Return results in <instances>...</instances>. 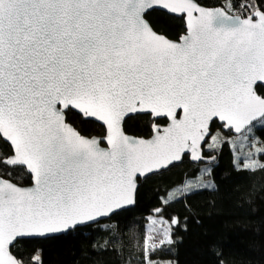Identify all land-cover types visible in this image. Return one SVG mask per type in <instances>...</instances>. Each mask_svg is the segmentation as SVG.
Wrapping results in <instances>:
<instances>
[{"label":"snow or ice","instance_id":"obj_1","mask_svg":"<svg viewBox=\"0 0 264 264\" xmlns=\"http://www.w3.org/2000/svg\"><path fill=\"white\" fill-rule=\"evenodd\" d=\"M232 7V0L218 8L197 0H0V144L8 146L0 156V264H23L11 251L18 240L118 217L135 204L141 178L185 156L204 161L213 122L236 133L251 132L253 122L264 127L257 88L264 10ZM150 10L182 20L183 33L170 39L154 31ZM71 110L99 122L106 147L66 121ZM136 114L153 118L150 138L125 134L126 118ZM211 140L208 148H218L219 135ZM243 169L264 164L248 159ZM13 173L28 186L14 183ZM209 173L186 178L163 203L215 187L202 178ZM178 224L148 217L143 264H155L151 254L174 242Z\"/></svg>","mask_w":264,"mask_h":264},{"label":"trees","instance_id":"obj_2","mask_svg":"<svg viewBox=\"0 0 264 264\" xmlns=\"http://www.w3.org/2000/svg\"><path fill=\"white\" fill-rule=\"evenodd\" d=\"M197 3L223 7L226 0ZM242 3L264 10V0H232V13L240 14ZM145 18L156 32L170 39L184 31L182 20L159 10L148 12ZM257 88L264 93V87ZM66 121L81 135L104 134L101 125L73 111L66 113ZM152 122L150 115L137 114L125 120L123 129L136 137H149ZM253 124L251 137L259 149H264V127L259 122ZM213 128L220 126L213 122ZM225 135L235 138L230 132ZM7 152L8 146L0 144V156ZM202 153L205 158L215 156V160L195 164L185 156L169 169L139 180L134 206L118 217L55 237L18 240L11 248L12 254L23 264H32V257L37 255L40 264H143L145 226L152 215L179 220L172 228L174 242L154 252V259H169L173 264H264V170L252 172L237 167L228 140L216 149L204 146ZM255 154L259 164H264V151L256 150ZM206 167L210 173L202 178L215 187H197L178 201L163 203L167 193L183 188L186 178L201 176ZM13 177L14 183L28 185L17 173ZM156 208L162 209L161 215L155 213Z\"/></svg>","mask_w":264,"mask_h":264},{"label":"rangeland","instance_id":"obj_3","mask_svg":"<svg viewBox=\"0 0 264 264\" xmlns=\"http://www.w3.org/2000/svg\"><path fill=\"white\" fill-rule=\"evenodd\" d=\"M227 133L228 132H224L220 128H213L204 146L206 147L208 146V144L212 143V140H211L212 135L218 134L221 142L223 140L224 141L228 140L229 143L231 144V147L234 150V153L236 156L237 165L243 166L246 160L248 159L255 160L259 163V161L256 158V154H255V151L259 149V146L257 144V141L251 137L250 132H247L245 130L241 135L235 136V138H233V136H230V135H225ZM245 136L247 137V139H244ZM152 217L156 218L157 220L162 218L160 216H152ZM157 243H158V240H157ZM153 254H151V259L152 261L155 262V264H173L171 260L169 259H159V260L154 259L152 256Z\"/></svg>","mask_w":264,"mask_h":264},{"label":"water","instance_id":"obj_4","mask_svg":"<svg viewBox=\"0 0 264 264\" xmlns=\"http://www.w3.org/2000/svg\"><path fill=\"white\" fill-rule=\"evenodd\" d=\"M202 6V5H201ZM202 7H205V6H202ZM206 8H210V7H206ZM212 8H218V7H212ZM150 11H152V10H150ZM149 11V12H150ZM160 11V10H159ZM146 19V18H145ZM147 20V19H146ZM149 23V22H148ZM150 24V23H149ZM154 30V29H153ZM155 31V30H154ZM158 33V32H157ZM160 34V33H159ZM261 85H264V82H258V84H257V86H261ZM71 111H73V112H75V113H77V114H79L77 111H75V110H71ZM80 115V114H79ZM137 115V114H136ZM148 115V114H147ZM81 116V115H80ZM131 116H134V115H131ZM82 117V116H81ZM151 117V116H150ZM65 118H66V116H65ZM152 118V117H151ZM85 119V118H84ZM127 119V118H126ZM153 119V118H152ZM87 120H91V119H87ZM91 121H94V120H91ZM95 123H97V124H99V122H96V121H94ZM219 126H220V128H221V130L222 131H224V132H230L232 135H234V136H238V135H241L242 133H236L234 130H230V129H228V128H225V127H223V125H222V122H220V121H215ZM253 123H255V122H253ZM100 125V124H99ZM212 125V124H211ZM211 125H210V134H211ZM124 130V129H123ZM125 132V131H124ZM105 134V133H104ZM104 134L102 135V136H91V137H88V136H85V137H87V138H93V137H95V138H97V139H100L102 142H101V146L102 147H106L107 145H106V143H104L103 142V140H102V138H103V136H104ZM125 134L127 135V136H129V137H132V138H137V139H148V138H150V136L149 137H136V136H134V135H131V134H128V133H126L125 132ZM84 136V135H83ZM210 136V135H209ZM208 136V137H209ZM208 137L206 138V140H205V142H203L202 143V150H203V147H204V145H205V143H206V141H207V139H208ZM202 155H203V153H202ZM189 158V157H188ZM209 159L210 158H205L204 159V161H191L190 160V158H189V160L192 162V163H195V164H197V163H200V162H204V163H209L208 161H209ZM177 163H179V162H177ZM177 163H175V164H177ZM144 178H141L140 180H143ZM139 184V183H138ZM28 186V185H27ZM134 205H132V206H130L129 208H131V207H133ZM128 208V209H129ZM107 219H109V218H101V220L99 221V222H102V221H105V220H107ZM63 234H65V233H63ZM63 234H56V235H53V236H49V237H28V238H22V239H20V240H24V239H45V238H50V237H55V236H59V235H63Z\"/></svg>","mask_w":264,"mask_h":264}]
</instances>
